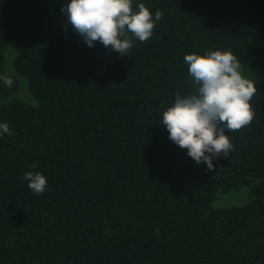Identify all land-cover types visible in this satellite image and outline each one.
Listing matches in <instances>:
<instances>
[{"label": "trees", "instance_id": "16d2710c", "mask_svg": "<svg viewBox=\"0 0 264 264\" xmlns=\"http://www.w3.org/2000/svg\"><path fill=\"white\" fill-rule=\"evenodd\" d=\"M70 0H0V264H264V0H132L155 27L125 56L65 25ZM160 10L163 17L155 21ZM27 79L32 105L14 95ZM231 51L254 118L214 170L169 139L163 113L193 94L188 54ZM38 165L33 168L32 165ZM39 172L42 195L23 179ZM248 201L217 208L219 193Z\"/></svg>", "mask_w": 264, "mask_h": 264}, {"label": "clouds", "instance_id": "9594fccd", "mask_svg": "<svg viewBox=\"0 0 264 264\" xmlns=\"http://www.w3.org/2000/svg\"><path fill=\"white\" fill-rule=\"evenodd\" d=\"M138 9L133 13L132 0H70L61 11L67 17L65 31L71 26L89 47L99 41L125 56L133 46L129 33L145 42L155 27L149 9L144 4ZM162 17L157 10L155 21ZM184 62L189 66V83L195 92L186 96L177 93L174 105L163 113L162 127L168 130L171 141L211 171L214 161L221 156L228 158L233 148L225 129L234 132L252 123L250 101L257 87L242 74V65L231 51L188 54ZM0 80L8 87L13 85L7 75H0ZM4 134L12 133L7 123H0V135ZM23 179L34 194L45 192L47 180L41 173L26 172Z\"/></svg>", "mask_w": 264, "mask_h": 264}, {"label": "rangeland", "instance_id": "374dc122", "mask_svg": "<svg viewBox=\"0 0 264 264\" xmlns=\"http://www.w3.org/2000/svg\"><path fill=\"white\" fill-rule=\"evenodd\" d=\"M5 56V69L8 74L14 75L19 78L20 81V89L19 91L14 95L15 97L21 98L25 100L26 102L35 105L36 101L30 94L28 90V82L27 79L20 76L14 69V57H15V51L9 47H7L4 51ZM242 74L249 79L250 72L248 69L244 68L242 66ZM10 100L8 98H3L0 96V103L3 101ZM248 193L249 189L247 187H242L239 189H234L228 193H219L217 195V198L214 202V207L217 208H224V207H231L236 205H242L245 204L248 201Z\"/></svg>", "mask_w": 264, "mask_h": 264}]
</instances>
